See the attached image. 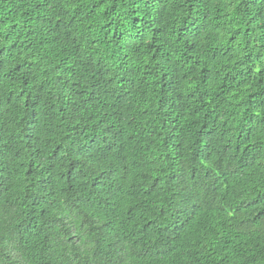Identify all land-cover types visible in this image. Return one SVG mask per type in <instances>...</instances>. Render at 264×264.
I'll use <instances>...</instances> for the list:
<instances>
[{"label":"trees","instance_id":"trees-1","mask_svg":"<svg viewBox=\"0 0 264 264\" xmlns=\"http://www.w3.org/2000/svg\"><path fill=\"white\" fill-rule=\"evenodd\" d=\"M0 264H264V0H0Z\"/></svg>","mask_w":264,"mask_h":264}]
</instances>
